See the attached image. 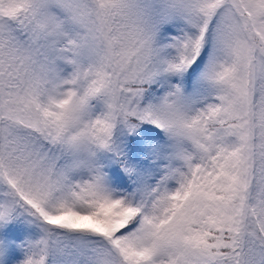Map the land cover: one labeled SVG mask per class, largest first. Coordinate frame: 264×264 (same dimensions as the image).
<instances>
[{"label": "snow or ice", "instance_id": "snow-or-ice-1", "mask_svg": "<svg viewBox=\"0 0 264 264\" xmlns=\"http://www.w3.org/2000/svg\"><path fill=\"white\" fill-rule=\"evenodd\" d=\"M0 264H264V0H0Z\"/></svg>", "mask_w": 264, "mask_h": 264}]
</instances>
